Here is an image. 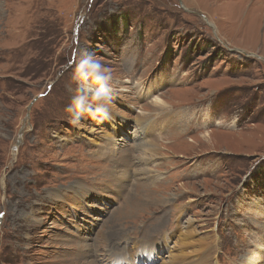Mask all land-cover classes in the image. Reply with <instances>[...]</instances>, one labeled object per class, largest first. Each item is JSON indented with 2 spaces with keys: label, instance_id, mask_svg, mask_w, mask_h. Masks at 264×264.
<instances>
[{
  "label": "rangeland",
  "instance_id": "obj_1",
  "mask_svg": "<svg viewBox=\"0 0 264 264\" xmlns=\"http://www.w3.org/2000/svg\"><path fill=\"white\" fill-rule=\"evenodd\" d=\"M86 55L119 162L67 111ZM0 213V264H166L179 217L189 264H264V0H0Z\"/></svg>",
  "mask_w": 264,
  "mask_h": 264
},
{
  "label": "clouds",
  "instance_id": "obj_2",
  "mask_svg": "<svg viewBox=\"0 0 264 264\" xmlns=\"http://www.w3.org/2000/svg\"><path fill=\"white\" fill-rule=\"evenodd\" d=\"M111 74L91 55L82 58L74 70L78 83L76 94L67 108L73 114L72 123H78L80 116L87 113L92 119L108 117L109 80Z\"/></svg>",
  "mask_w": 264,
  "mask_h": 264
},
{
  "label": "bare ground",
  "instance_id": "obj_3",
  "mask_svg": "<svg viewBox=\"0 0 264 264\" xmlns=\"http://www.w3.org/2000/svg\"><path fill=\"white\" fill-rule=\"evenodd\" d=\"M152 101H155V100H152ZM155 103V102H154ZM138 117H140V115L138 116ZM91 120H93V127H97V128H99V129H101V130H103V132L106 134L105 135V139H109V140H105V141H103V140H101V142L99 143V145H96L95 143H94V140L97 138L96 136H97V134L96 133H94V137L93 138H86L90 143H92V144H94L95 146H97V151H98V153L99 154H101V152L100 151H102L103 150V147H102V144H104L105 145V148H106V146H110V148H111V151L112 152H110L109 153V155L111 156V158H112V160H114V159H116V155H115V151H119V150H121V144H118L117 143V141L118 140H116V138H117V134H125V132H124V130L122 129V128H120L119 127V124H121V121H125V118L124 117H121L120 115H119V113L117 112V113H115V118H113V116L108 112V117L107 118H96V119H92L91 118ZM99 121H100V124L101 125H99ZM150 129V128H149ZM109 132V133H108ZM111 140H113V142H111ZM119 142H124V141H119ZM144 146V145H143ZM148 146V149H144V148H141L142 150H146V151H148V152H152L153 151V148H149V145H147ZM146 146V147H147ZM138 148H140V147H138ZM138 148H136V149H138ZM140 149V150H141ZM107 150V149H106ZM126 154V152L124 153V155ZM113 157H114V159H113ZM124 158V157H123ZM117 160V159H116ZM133 160L134 161H136L137 160V157H134L133 158ZM151 160V157L148 159V161H144L145 162V164L147 163V162H149ZM118 161V160H117ZM124 161V160H123ZM126 161H127V159H126ZM143 161V160H142ZM119 162V161H118ZM120 164V166H118V169H116L114 172L115 173H119V172H121L120 170H122V167H123V165H125L126 163H119ZM138 164V167L136 166V165H128V164H126L128 167H131V169H133L134 171H136V172H139V171H142L143 170V168H142V165H141V162H138L137 163ZM133 166V167H132ZM123 173H125L124 171H123ZM111 175H112V173H111ZM125 175V174H124ZM122 180V179H121ZM120 187H123V186H120ZM61 196H62V192H59V191H57V193L55 194V198L56 199H60L61 198ZM137 206V205H136ZM181 223V217H179V219L177 220V223H176V225H177V228H176V232H174V233H171L169 236H168V238H166L165 236H163V237H161L162 239H163V241H168V244H170L169 243V241L171 242V244L173 243L174 244V247H172V248H169V247H167V251H168V261H167V263L166 264H174V263H172L174 260H175V258L178 256V255H180V257L183 259V262L185 263V264H189L190 263V261H188L187 262V260H188V258L191 256V253L189 252V250L190 249H192L193 247H194V242L193 241H191V240H189V238H188V234H187V232L186 231H181L180 233H178V231H179V228H181L182 227V225H179ZM182 230H184L183 228H181ZM196 231V230H195ZM192 232V231H191ZM194 232V231H193ZM192 232V233H193ZM194 234V233H193ZM176 235L178 236V239L177 240H173L175 237H176ZM171 236H173V238L171 239L170 237ZM191 236V235H190ZM195 237V236H194ZM198 243L201 245V246H205V244L203 245V243H204V241H198ZM205 248V247H204ZM195 249V248H194ZM193 249V250H194ZM155 250V249H154ZM203 248L201 249V248H199L198 250H196V259L203 253ZM178 251V252H177ZM160 252H163V250L162 249H159L158 248V246H156V259H157V254H160ZM177 252V253H176ZM192 252V251H191ZM148 255H146L145 253H142L141 254V257H143V258H145V257H147ZM150 257V256H149ZM148 257V258H149ZM180 257H178V258H180ZM170 258H171V260H170ZM178 258H176V259H178ZM192 258V257H191ZM195 260V259H194ZM193 260V261H194ZM202 262V261H201ZM101 264H103V262L101 261L100 262ZM139 264H142V263H139ZM197 264H198V262H197ZM245 264H248V263H245Z\"/></svg>",
  "mask_w": 264,
  "mask_h": 264
},
{
  "label": "snow or ice",
  "instance_id": "obj_4",
  "mask_svg": "<svg viewBox=\"0 0 264 264\" xmlns=\"http://www.w3.org/2000/svg\"><path fill=\"white\" fill-rule=\"evenodd\" d=\"M3 215V213H0V216H2Z\"/></svg>",
  "mask_w": 264,
  "mask_h": 264
}]
</instances>
